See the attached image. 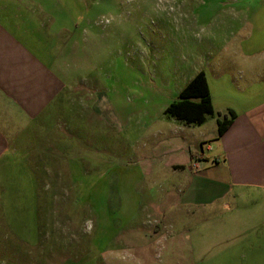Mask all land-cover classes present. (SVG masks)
<instances>
[{
  "label": "crops",
  "instance_id": "0c3cea01",
  "mask_svg": "<svg viewBox=\"0 0 264 264\" xmlns=\"http://www.w3.org/2000/svg\"><path fill=\"white\" fill-rule=\"evenodd\" d=\"M101 4L74 12L68 0H0V188H24L19 178L10 184V175L74 171L69 107L88 91L71 73L79 56L83 62L106 40L96 20L111 12ZM237 5L211 7L209 46L152 83L169 104L202 71L213 116L199 126L160 118L150 145L142 144L148 154L133 167L141 185L133 190L162 193L153 218H168L175 207L179 221L192 217L193 232L183 237L192 239V264H264V0ZM104 95L80 106L103 115ZM229 111L234 117L217 138V121ZM208 119L214 131L204 130ZM153 121L143 115L146 131Z\"/></svg>",
  "mask_w": 264,
  "mask_h": 264
},
{
  "label": "rangeland",
  "instance_id": "374dc122",
  "mask_svg": "<svg viewBox=\"0 0 264 264\" xmlns=\"http://www.w3.org/2000/svg\"><path fill=\"white\" fill-rule=\"evenodd\" d=\"M68 1L74 12L98 2L111 12L96 20L105 26L100 50L72 67L75 83L84 78L79 88L88 91L69 107L74 171L9 176L24 188H0V264H192V239L183 238L193 232L192 217L179 221L175 207L168 218H153L162 193L133 190L141 186L133 167L148 154L142 144L161 129L169 102L152 83L209 46L211 7L236 8L242 0ZM73 17L79 25L80 16ZM98 91L105 94L103 115L80 106L91 107ZM144 114L157 120L147 131ZM215 122L208 119L204 130L214 131Z\"/></svg>",
  "mask_w": 264,
  "mask_h": 264
},
{
  "label": "trees",
  "instance_id": "16d2710c",
  "mask_svg": "<svg viewBox=\"0 0 264 264\" xmlns=\"http://www.w3.org/2000/svg\"><path fill=\"white\" fill-rule=\"evenodd\" d=\"M213 113L207 79L202 71L186 84L163 111L166 118L174 119L187 126H199L208 117L213 116ZM233 117V112L229 111L221 121H217V138L224 133Z\"/></svg>",
  "mask_w": 264,
  "mask_h": 264
},
{
  "label": "built area",
  "instance_id": "2783aa9c",
  "mask_svg": "<svg viewBox=\"0 0 264 264\" xmlns=\"http://www.w3.org/2000/svg\"><path fill=\"white\" fill-rule=\"evenodd\" d=\"M194 165V164H193Z\"/></svg>",
  "mask_w": 264,
  "mask_h": 264
}]
</instances>
